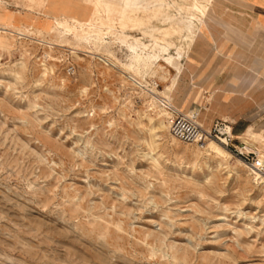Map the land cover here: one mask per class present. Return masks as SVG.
Wrapping results in <instances>:
<instances>
[{
    "label": "rangeland",
    "instance_id": "rangeland-1",
    "mask_svg": "<svg viewBox=\"0 0 264 264\" xmlns=\"http://www.w3.org/2000/svg\"><path fill=\"white\" fill-rule=\"evenodd\" d=\"M31 3L0 16V264H264V186L159 103L203 105L183 62L209 0ZM254 114L235 137L264 156Z\"/></svg>",
    "mask_w": 264,
    "mask_h": 264
},
{
    "label": "crops",
    "instance_id": "crops-1",
    "mask_svg": "<svg viewBox=\"0 0 264 264\" xmlns=\"http://www.w3.org/2000/svg\"><path fill=\"white\" fill-rule=\"evenodd\" d=\"M0 3L5 9L0 8V16L17 23L29 22L42 8L36 3L30 8L27 0ZM195 40L185 55L183 73L196 75L205 93L197 123L210 128L226 119L232 134H241L254 125L255 111H264V0H209ZM176 83L171 99L184 103L187 90Z\"/></svg>",
    "mask_w": 264,
    "mask_h": 264
},
{
    "label": "built area",
    "instance_id": "built-area-1",
    "mask_svg": "<svg viewBox=\"0 0 264 264\" xmlns=\"http://www.w3.org/2000/svg\"><path fill=\"white\" fill-rule=\"evenodd\" d=\"M155 86L156 83L153 82L152 87ZM159 103L168 114V130L171 136L198 148H202L209 140L218 142L240 160L246 169L260 177L261 184L264 186V162L261 160L259 151L254 146L237 141L224 120L215 121L210 128H204L196 122L195 111L182 112L173 107L165 97H160ZM235 141L236 143H233Z\"/></svg>",
    "mask_w": 264,
    "mask_h": 264
},
{
    "label": "bare ground",
    "instance_id": "bare-ground-1",
    "mask_svg": "<svg viewBox=\"0 0 264 264\" xmlns=\"http://www.w3.org/2000/svg\"><path fill=\"white\" fill-rule=\"evenodd\" d=\"M173 66H174L175 69L179 70V64H178L177 62H175V63L173 64ZM165 113H166V112H165ZM166 117H167V121H166V122H167V125H168V114H167V113H166ZM236 138H239V139H240L239 136H237ZM214 144H216L215 141H213V140H209V141H207V142L204 144V146H203L201 149L206 148V146L212 147V145H214ZM206 150H207V148H206ZM260 157H261V160L264 162V156H262V154H260ZM250 174H251L253 177H256V181H257V182L260 181V183H261V179H260V177L255 176V175L252 174L251 172H250Z\"/></svg>",
    "mask_w": 264,
    "mask_h": 264
}]
</instances>
